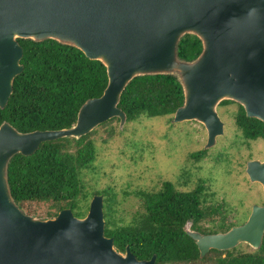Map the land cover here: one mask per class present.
<instances>
[{"label": "water", "instance_id": "95a60500", "mask_svg": "<svg viewBox=\"0 0 264 264\" xmlns=\"http://www.w3.org/2000/svg\"><path fill=\"white\" fill-rule=\"evenodd\" d=\"M202 43L190 61L177 56L184 34ZM17 38L53 39L72 45L106 68L107 84L88 98L76 122L56 130L20 132L0 124V264H155L137 259L126 246L121 253L104 233L103 195L94 194L87 212L77 217L66 207L52 218L27 215L12 198L7 166L17 153L31 155L40 143L80 138L99 124L119 119L121 93L136 76L171 74L183 89V104L173 122L195 120L206 130L204 148L224 133L217 112L223 100L240 104L248 117L264 123V0H0V108L21 73L23 48ZM245 172L264 192V161L251 159ZM199 255L241 243L257 249L264 236V204H254L247 219L227 231L201 233L184 225Z\"/></svg>", "mask_w": 264, "mask_h": 264}, {"label": "trees", "instance_id": "16d2710c", "mask_svg": "<svg viewBox=\"0 0 264 264\" xmlns=\"http://www.w3.org/2000/svg\"><path fill=\"white\" fill-rule=\"evenodd\" d=\"M17 41L23 48L20 60L23 70L14 78L6 106L0 108V124L7 121L20 132L72 126L82 103L103 92L107 84L105 66L89 59L78 48L53 39L17 38ZM201 50L202 43L193 34H184L177 43V56L181 60H193ZM183 99L176 76L140 75L127 84L118 107L125 112L126 123L142 116L172 118ZM230 103L236 102L223 100L219 105ZM236 105L233 119L245 141L264 140V123L246 116L244 108ZM114 119L119 121L111 118L78 139L67 136L45 141L31 155H13L7 166V181L16 204L22 209L27 203L30 206L49 203L48 216L68 207L75 216L83 217L88 198L102 194L104 233L114 238V248L119 252L123 253L127 246L137 259H149L155 254V264H264V236L257 249L242 251L239 244L227 250L210 249L203 257L199 255L194 239L184 230L186 223L201 233L224 232L238 224L226 220L223 208L205 206L204 178H199L190 190L179 189L176 183L164 180L157 191H135L143 211L130 222L118 224L113 215L115 191L111 187L88 191L84 179L85 173L93 169L97 155L90 137L98 127ZM106 132L108 137L113 136V128ZM205 153L202 149L191 152L189 157L200 160ZM217 214L221 217L214 223L212 216Z\"/></svg>", "mask_w": 264, "mask_h": 264}, {"label": "rangeland", "instance_id": "374dc122", "mask_svg": "<svg viewBox=\"0 0 264 264\" xmlns=\"http://www.w3.org/2000/svg\"><path fill=\"white\" fill-rule=\"evenodd\" d=\"M219 104L217 112L224 122V133L207 149L206 130L195 120L176 123L170 117L142 116L125 123L121 129L116 119L98 127L90 137L97 155L93 169L84 175L86 189L111 187L116 193L114 218L118 224H124L143 211L135 191H157L164 180L176 183L179 189L190 190L199 178H204L205 206L223 208L228 222L243 223L252 205L264 203L261 185L250 181L245 173L247 160L264 159V140L245 141L233 119L236 103ZM108 128H113L112 137L107 135ZM202 149L206 153L200 160L189 157L191 152ZM48 209L49 203L36 206L27 203L22 208L24 213L34 210L26 214L39 219L53 217L46 215ZM212 217L215 223L221 215ZM239 249L252 248L241 243Z\"/></svg>", "mask_w": 264, "mask_h": 264}, {"label": "flooded vegetation", "instance_id": "af4514ba", "mask_svg": "<svg viewBox=\"0 0 264 264\" xmlns=\"http://www.w3.org/2000/svg\"><path fill=\"white\" fill-rule=\"evenodd\" d=\"M251 159H256V158H251ZM251 159H249V160H251ZM260 160V159H259ZM248 161V160H247ZM246 161V162H247ZM261 161H264V159L263 160H261ZM245 168H246V164H245ZM246 173V172H245ZM258 183V182H257ZM262 187V186H261ZM264 204V203H263ZM251 210V209H250ZM247 219V218H246ZM242 224V223H241ZM236 225H240V224H236Z\"/></svg>", "mask_w": 264, "mask_h": 264}]
</instances>
